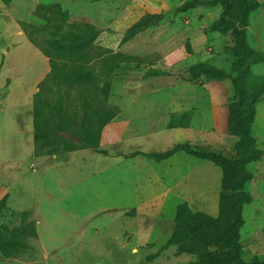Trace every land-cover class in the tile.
<instances>
[{
  "label": "rangeland",
  "instance_id": "obj_1",
  "mask_svg": "<svg viewBox=\"0 0 264 264\" xmlns=\"http://www.w3.org/2000/svg\"><path fill=\"white\" fill-rule=\"evenodd\" d=\"M183 0H0V237L17 242L0 264H191L194 255L170 243L175 206L217 214L221 169L182 151L178 179L161 175L162 163L142 155L180 142L207 145L234 154L236 138L227 132L234 91L229 77L199 74L190 67L209 63L228 74L231 33L213 31L218 5L177 11ZM145 13L163 19L131 38L127 29ZM19 23L45 49L61 38H90L78 62L94 69L110 86L104 98L94 87L56 89L44 96L52 107L79 123L82 94L116 111L99 141L75 151L47 155L37 150L32 105L39 82L50 71L48 58ZM249 45L264 53V0L244 27ZM189 43L188 51L186 43ZM264 75V60L251 64ZM251 129L264 152V94L255 106ZM55 109V110H56ZM195 130V122L206 127ZM76 141L70 133L59 132ZM32 136V138H31ZM196 142V144H195ZM197 162V163H196ZM196 165V166H195ZM240 231L243 259L264 260V155L251 162ZM173 187L167 193L163 186ZM174 219V217H173ZM206 249V248H205Z\"/></svg>",
  "mask_w": 264,
  "mask_h": 264
},
{
  "label": "trees",
  "instance_id": "obj_2",
  "mask_svg": "<svg viewBox=\"0 0 264 264\" xmlns=\"http://www.w3.org/2000/svg\"><path fill=\"white\" fill-rule=\"evenodd\" d=\"M1 1L8 4L12 0ZM201 4L221 7L219 16L211 23L210 29L231 33L234 44L226 46L224 50L230 53L233 75L205 62L191 66L190 71L193 76L204 74L219 79L230 78L234 96L227 104V132L236 138L234 154L228 157L207 145L180 142L164 151L142 155L159 162L177 151H184L198 159L208 160L221 169L215 216L203 211H192L186 201L175 207L174 228L168 241L177 245L179 253L194 255L196 260L191 264H264V260L259 259L246 262L242 257L243 244L240 240L244 224L243 209L252 199L246 189L253 177L248 165L264 155L263 150L256 147V139L251 133L255 121V106L259 97L264 94V75H253L250 70L251 64L264 60V53L249 45L244 29L251 11L259 5V0H183L177 11H186ZM162 19L161 14L145 13L127 29L125 38L133 37ZM19 24L29 41L48 58L50 65V71L39 82L38 91L33 98V142L36 149L51 155L96 144L102 129L114 118L116 111L97 103L83 92V111L78 123L70 114L55 110L44 96V92L52 86L56 89H83L91 86L95 90L100 89L104 98L108 96L109 83L103 82L99 88L100 77L95 70L78 62L91 44V39L61 38L50 41L52 50H48L30 35L25 24ZM186 46L189 51L188 42ZM59 132L70 133L77 140H67ZM6 210L7 194H4L0 198V217ZM16 244L15 240L0 237V250L3 253L16 247Z\"/></svg>",
  "mask_w": 264,
  "mask_h": 264
},
{
  "label": "crops",
  "instance_id": "obj_3",
  "mask_svg": "<svg viewBox=\"0 0 264 264\" xmlns=\"http://www.w3.org/2000/svg\"><path fill=\"white\" fill-rule=\"evenodd\" d=\"M1 13V12H0ZM262 34H264V31L263 32H261V35ZM210 123H211V125H214L215 124V120L212 118L211 119V122H210V120H207L206 122H205V124H206V127H202L201 125H200V123H198V122H195V130H200V131H203V129L205 130L206 129V131H209L208 130V128H210ZM254 124V123H253ZM253 126V125H252ZM30 131H31V134H33V125L31 124L30 125V128H29V133H30ZM31 138H32V136H31ZM195 144H196V142H195ZM182 151H177V152H175V153H173L171 156H169L168 158H166V159H163V160H161V161H159L158 163H162L161 165H162V173H161V175H164L165 176V179L168 181L169 179H178V177H179V175H180V162H179V160H177V156L179 155V153H181ZM196 158V157H195ZM198 161H200V162H198L199 164L198 165H200L201 163H203L202 161H208V160H204V159H198V158H196ZM209 162V161H208ZM197 163V162H196ZM196 166V165H195ZM163 192H168L170 189H173V187L171 186V185H169V183H166L164 186H163ZM176 207V206H175ZM174 211H175V208H174ZM173 217H174V214L172 213V218H171V221H172V223L174 224V219H173ZM202 248V247H201Z\"/></svg>",
  "mask_w": 264,
  "mask_h": 264
}]
</instances>
